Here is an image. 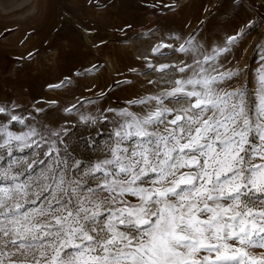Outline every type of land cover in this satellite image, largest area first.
Returning a JSON list of instances; mask_svg holds the SVG:
<instances>
[{"label":"snow or ice","instance_id":"obj_1","mask_svg":"<svg viewBox=\"0 0 264 264\" xmlns=\"http://www.w3.org/2000/svg\"><path fill=\"white\" fill-rule=\"evenodd\" d=\"M261 23L250 20L208 49L193 36L156 45L154 54L171 49L187 61L148 67L182 75L170 89L127 101L142 112L100 113L113 127L89 147L103 159H76L70 129L38 127L14 103L0 106V264H264V40L251 87L247 64L228 66ZM13 122L24 130H11ZM26 150L36 158L15 155Z\"/></svg>","mask_w":264,"mask_h":264},{"label":"rangeland","instance_id":"obj_2","mask_svg":"<svg viewBox=\"0 0 264 264\" xmlns=\"http://www.w3.org/2000/svg\"><path fill=\"white\" fill-rule=\"evenodd\" d=\"M262 18L264 0H0V106L11 109L14 103L12 110L38 127L70 129L65 142L76 159L86 163L103 159L99 146L89 147L92 141L102 144L113 127L99 119L100 113L125 107L142 112L143 106H129L127 101L170 89L182 75L175 68L154 70L187 61L171 49L162 50L165 56L154 54L156 45L163 41L178 46L193 36L208 49L248 21ZM172 34L182 39H168ZM261 40L264 23L243 39L235 58L228 57L229 67L237 62L241 68L249 66L250 87L260 63L255 50ZM73 104V112L64 113ZM78 112L97 117V123L81 122ZM6 121L0 114V123ZM11 130L24 129L13 122ZM15 155L36 158L31 150ZM0 156L7 158L6 151L0 149ZM39 158L43 159L42 152ZM24 168L21 164L14 171ZM89 183L95 187V182Z\"/></svg>","mask_w":264,"mask_h":264}]
</instances>
